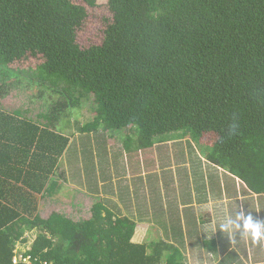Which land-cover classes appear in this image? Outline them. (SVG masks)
Instances as JSON below:
<instances>
[{
	"label": "trees",
	"instance_id": "trees-1",
	"mask_svg": "<svg viewBox=\"0 0 264 264\" xmlns=\"http://www.w3.org/2000/svg\"><path fill=\"white\" fill-rule=\"evenodd\" d=\"M108 4L113 20L102 42L82 47L78 31L87 6L97 0H0V97L13 75L17 83L35 85L39 98L51 97L37 115L30 106L0 107V264H29L14 262L17 243L27 241L28 231H36L23 253L31 264H189L166 221L169 239L156 233L134 241L138 222L148 220L150 210L140 208L138 216L116 210L109 195L122 193L118 175L102 180L96 171L90 175L89 216L40 214L41 197L63 189L59 168L77 134L95 136L99 152L84 151L91 171L99 164L97 155L108 161L104 136L109 143L122 140L130 160L138 155V164L144 159L152 170L156 161L144 155L154 153L155 145L171 139L183 144L179 160L170 150L160 162H190V168L182 167L184 203L206 177L202 161L190 154L199 145L209 165L238 177L245 192L264 204V0ZM32 57L42 60L32 72L36 77L10 70ZM91 95L92 119H72ZM121 131L122 138L114 135ZM157 185L153 193L163 197Z\"/></svg>",
	"mask_w": 264,
	"mask_h": 264
},
{
	"label": "crops",
	"instance_id": "crops-1",
	"mask_svg": "<svg viewBox=\"0 0 264 264\" xmlns=\"http://www.w3.org/2000/svg\"><path fill=\"white\" fill-rule=\"evenodd\" d=\"M140 155L142 156L143 154L140 152ZM163 165L167 166L170 164H162L158 161V163L156 162V169L152 170L146 166L144 159L141 166L138 164V159H135L132 165L128 167V170L118 174L116 186L122 193L118 190V196L109 195L116 203V210L118 212L121 210L124 213L134 210L137 216L140 208H146L151 213L158 212V221L160 222L158 224L150 223L155 227L158 226L161 231H164L163 229L165 228L162 218L169 211L173 212L172 218H176V220L174 222L172 221L173 219L168 220V230L172 235V240L174 237L178 238L179 242H174L176 246L182 251L193 252L192 261L190 260L189 264H264V262H261L264 257V204L259 195L248 194L244 188L240 189L237 186V181H242L227 170L216 168L213 165L210 167L204 163L201 169L204 173L206 172V177L202 180L199 190L192 192V200L190 201L189 199V203H184L183 200L187 191L185 190L186 186L183 185L182 189L178 190V197H168L171 207L168 209L165 205V213L162 207L165 198L157 197L153 193L154 185L157 182L156 188H160L165 194L163 196H166L169 182H172L171 174L174 173L175 177L180 176L182 184L186 181L182 167L190 168V162L179 164L173 161L168 168H162ZM164 170L166 171L164 172ZM210 173L213 177L212 181H210ZM150 174L151 176H148ZM163 177L167 183L161 184L160 181ZM135 189L139 190L137 195H134L133 191ZM126 196L131 197V201ZM135 197L137 198L135 199ZM228 198L230 200L226 202ZM130 202L133 207H130ZM235 202L239 203L236 204ZM179 206L186 208L185 210H179ZM162 212H164V215L161 214ZM255 216L256 219L254 220ZM221 219H223V222L219 221ZM241 220H243L242 223ZM185 224L187 225L185 226ZM235 226H242V228L239 227V231L237 230L239 239L253 228L250 237L246 238V243L243 241L232 242V229ZM139 229H141L140 225L137 226L135 235L139 233ZM214 234L223 236V245L211 240ZM133 239H135V236ZM134 241L141 242L139 240ZM211 241L215 242V247ZM184 254L187 255L186 253Z\"/></svg>",
	"mask_w": 264,
	"mask_h": 264
},
{
	"label": "rangeland",
	"instance_id": "rangeland-1",
	"mask_svg": "<svg viewBox=\"0 0 264 264\" xmlns=\"http://www.w3.org/2000/svg\"><path fill=\"white\" fill-rule=\"evenodd\" d=\"M108 3H109V0H97L96 6L94 7L87 6L88 16L85 19L82 27L78 31V42L80 43L82 47H89L91 45L100 44L102 42L103 37H104L105 26L108 21L111 22L113 20V14L110 11ZM41 62L42 60L32 57L27 60L25 59L22 61L15 62L14 64L10 66L11 67L10 70H13L15 73H19L20 71H22V73H19V74L23 75V72H24L25 77L26 76L36 77L37 73L35 72L34 74L32 72H34L33 70H35L37 68V65L40 64ZM13 77L11 81L13 83L7 84L5 86L6 89L9 90L8 93L5 95V97H0V107L5 108L7 110H13V109H18V108H27L30 106L31 109L33 110L34 115H37L39 112L43 111V109L45 110V106L48 104L47 98L48 100L51 99L50 95H48V93L46 92L47 94L45 93L46 95L43 98H39L38 92H36L35 85H33V87L29 86L26 80H24V83H20V82L17 83L18 77L16 75H13ZM93 106H94V96L91 95L89 96V98L84 99L83 103L78 108H75L73 110L72 115H71L72 119H81L83 123L89 121L90 119H92L91 109L93 108ZM72 128L73 127H71V129ZM124 134H125V131L124 132L121 131L114 135L122 138ZM94 138H95L94 135H92L91 138L90 137L88 138L87 136L84 137L78 134L74 137V141H72L70 148L68 149V151L65 152L66 160H64V162L62 163V166H60L59 168V175H61L62 180H64L65 182L63 189L61 190L60 193L56 194L54 197H50V196L41 197L40 214L43 217H48V215H50L54 211L63 212L69 216H73L76 214L81 215L82 213L86 214V216H89L88 210L92 204V197L89 196L90 193L87 190V188L90 185H92L91 184L92 179L90 175L96 171L97 173L96 177L101 178V180L103 178L105 179L112 178V177L116 178V176L119 173L125 170H128V167L132 165V161L130 160L129 155L123 146V141L116 138V144L109 143L108 138L104 136V137H101L103 140L101 141L102 143H106L107 148H106L105 154L107 155L108 161H106V163H103L101 161V158L97 155L96 158L97 160H99V164L98 162L96 163V169L92 171L87 170L85 152L90 151V150L94 151V153L95 151L99 152L97 150L98 148L96 146H93L92 142ZM183 148L185 149V146L177 142L175 139H171L168 141L166 140L161 145L159 144L155 145L154 149H152V151L155 150L154 153L144 155L146 156L145 160L150 161L154 159L158 163V161H160L161 159V155L163 156L162 152H166V157H167V151L170 152V150L176 154L175 158L178 159V155L180 154V152H182ZM190 154L193 158H198V161H202L203 166L205 163L211 167V165L208 164V161L205 157V150L201 148V146L193 145L192 149L190 150ZM169 156H171V154ZM136 158L138 159V155L136 156ZM183 162H187V160ZM196 166L197 167L201 166V164L198 162L196 163ZM61 172L64 174H62ZM148 176H151V174ZM171 179H172V182H169L168 190L170 191L171 196L174 197V196H177L178 190L180 191L182 189L183 183L181 184V177L180 176L175 177L174 173L171 174ZM160 183L161 184L167 183L164 177L162 178ZM237 186L240 189L246 188V185L243 182H240L239 180L237 181ZM138 191L139 190L135 189L133 191L134 195H137ZM136 198L137 197H135V199ZM142 198H143V195H142ZM163 198H165V201L162 203V207L164 208V211L166 213V209L164 206L166 205V207L169 209L171 207L170 200L168 199L167 195L163 196ZM229 200L230 199L228 198L226 202H229ZM235 203L237 204L239 202H235ZM178 208L179 210L181 209L185 210L186 207L179 206ZM161 214L164 215V212H162ZM172 214L173 212L169 211L168 214L164 215L165 219L164 217L162 218L164 223L168 222V220H172V219H173L172 221L176 220V218H172ZM158 216H159L158 212L156 213L150 212V215L149 214L147 215V219L149 218L148 220L146 221L140 220L141 222L139 221L138 225L141 226V229H139V233L135 235L134 240H139L141 242L146 241V238L150 234L155 236L154 234L156 233L157 234L161 233L160 236H162V238L169 239L167 237V231L164 232V231L159 230L158 226L153 228L154 225L150 223V222H154L158 224V221H157ZM255 219H256V216L254 217V220ZM219 221L223 222V219ZM242 221L243 220H241V223ZM186 225L187 224H185V226ZM218 226H219V223H218ZM239 227L242 228V226H239ZM239 227L235 226L232 229L233 232H232L231 240L233 243L241 242V241L246 243L247 241L246 238L250 237V235L253 232L252 231L253 228L250 229V232L243 234V236H241L239 239V236H237V230L239 231ZM156 230L157 232H155ZM25 236L27 238L26 242L18 241L17 243V258H18L17 260H20L21 258H23L24 257L23 253L31 249L33 242L35 240V237H36V231H28ZM211 240L217 241L220 245H223L224 243L223 236L220 234H217V235L214 234ZM172 241L176 243L179 242L178 238L176 239L175 237L173 238ZM183 252L187 254L185 256L188 262H191L192 261L191 256L193 252H190L188 250H183ZM222 253H224V251H222ZM28 261L31 262L30 260ZM261 262H264V257L262 258Z\"/></svg>",
	"mask_w": 264,
	"mask_h": 264
},
{
	"label": "built area",
	"instance_id": "built-area-1",
	"mask_svg": "<svg viewBox=\"0 0 264 264\" xmlns=\"http://www.w3.org/2000/svg\"><path fill=\"white\" fill-rule=\"evenodd\" d=\"M18 258H17V256L15 257V259H14V262L15 263H18L19 261H24V262H27V263H29V264H31V262H29L28 260H30V257H23V258H21L20 260H17Z\"/></svg>",
	"mask_w": 264,
	"mask_h": 264
}]
</instances>
